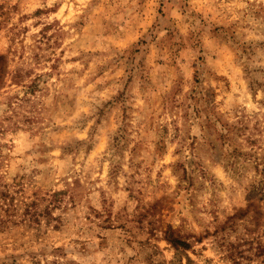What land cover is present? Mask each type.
I'll list each match as a JSON object with an SVG mask.
<instances>
[{
    "label": "rangeland",
    "instance_id": "374dc122",
    "mask_svg": "<svg viewBox=\"0 0 264 264\" xmlns=\"http://www.w3.org/2000/svg\"><path fill=\"white\" fill-rule=\"evenodd\" d=\"M0 56V264H264V0H0Z\"/></svg>",
    "mask_w": 264,
    "mask_h": 264
},
{
    "label": "trees",
    "instance_id": "16d2710c",
    "mask_svg": "<svg viewBox=\"0 0 264 264\" xmlns=\"http://www.w3.org/2000/svg\"><path fill=\"white\" fill-rule=\"evenodd\" d=\"M2 56H0V61ZM1 66V65H0ZM2 67H0V76L2 74ZM4 73V72H3ZM36 202L31 201L27 203L23 200H17L13 194H10L7 191L0 190V210L3 212L0 214V226L4 227L9 224H15L19 222H29V223H38L39 217L41 214L36 211ZM165 241L173 247L177 253H183L190 248L189 244L174 236L171 235L169 231L165 232ZM187 259V264H191L189 257ZM150 264H165L160 261H152ZM167 264H181V258H174Z\"/></svg>",
    "mask_w": 264,
    "mask_h": 264
}]
</instances>
